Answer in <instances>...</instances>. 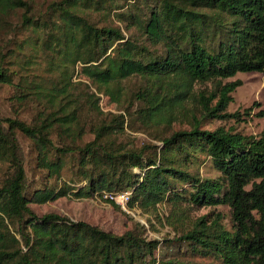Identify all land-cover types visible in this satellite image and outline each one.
<instances>
[{"label": "trees", "instance_id": "obj_1", "mask_svg": "<svg viewBox=\"0 0 264 264\" xmlns=\"http://www.w3.org/2000/svg\"><path fill=\"white\" fill-rule=\"evenodd\" d=\"M94 12L113 23L94 21ZM39 28L43 37L33 46L58 56L51 88L26 74L29 67L12 69L18 52L0 51V86L14 90L21 108L46 105L30 124L0 119V164L8 165L0 182V264H198L158 259L160 242L146 240L140 223L115 235L55 214L38 217L29 207L123 193L127 209L157 218L166 204L227 207L231 230L219 214L202 216L173 227L176 242L204 264H264V131L200 129L202 120L238 117L226 110L241 83L225 80L264 76V0H53L35 12L29 0H0L4 34ZM206 83L209 93L194 91ZM103 97L120 113L104 112ZM187 100L198 117L171 130ZM133 118L163 129L135 146L126 134ZM18 136L33 146L39 188L31 189ZM205 163L216 177L193 171Z\"/></svg>", "mask_w": 264, "mask_h": 264}, {"label": "rangeland", "instance_id": "obj_2", "mask_svg": "<svg viewBox=\"0 0 264 264\" xmlns=\"http://www.w3.org/2000/svg\"><path fill=\"white\" fill-rule=\"evenodd\" d=\"M51 1L53 0H29L34 12L43 11ZM89 15L94 21L100 22L102 25L105 22L113 23L112 19L105 20L102 14L94 12ZM32 31V29H27L16 36H13L10 30L5 34L0 31V51L3 53L7 50L18 52L16 58L12 60V69L15 67L16 69L18 67H29L30 69L27 70L26 74L36 75V79L34 78L36 82L41 81L47 88H51L52 84L49 77L50 74H56L58 72V56L55 54L51 56L49 52L42 51L38 46L39 44L36 47L33 46L36 38L39 39L38 42H41L43 32H41L40 28L35 29V32ZM23 42L27 44H22V49L18 50L19 45ZM72 80L73 82L81 81L76 76ZM134 81V79L130 80L127 85L132 88L135 83ZM233 81H240L241 84L231 94L232 102L228 105L226 112L229 114L238 113V117L228 118L226 120H202L200 129L213 131L222 127L226 130L233 129L235 132L246 135H257L263 132L264 117L260 116V111L264 109V76L259 73L237 74L224 82L228 83ZM212 88L213 85L211 83H206L204 85H197L194 91L201 89L209 93ZM13 94L14 90L10 86H0V119L18 118L24 120L27 124L36 122L38 114L44 112L46 105L41 101H29L24 104V108H21L18 102L12 99ZM184 105L186 111L182 110L178 115L176 114L178 119L171 123V130L189 128V124L192 123L191 116L196 115L198 117L200 109L197 108L198 106L195 102L187 100ZM100 106L104 112H110L112 114L120 113V111L115 110V107L108 102L106 97L101 99ZM132 121L134 130H126V134L127 140H130L135 146L152 142L150 135L161 133L163 129L162 127L157 128L155 126L144 128L139 120L135 121L133 118ZM168 132L169 130H166L164 134ZM18 140L24 153V167L26 176L32 184L31 189L39 188L44 182V179L43 172H39L35 168V151L33 146L30 141L21 136H18ZM7 169L8 165L0 164V182L3 180L6 172H8ZM193 171L198 172L204 178H214L217 176V173L211 168L209 163H205ZM51 182L53 184L57 183V186L60 185L56 178L52 179ZM104 198L96 196L90 199L77 200L73 197L66 196L41 205L30 204L29 207L38 217L46 214H55L74 222H85L115 235H122L130 230L134 223H140L145 227L143 237L146 240L160 242V246L155 251V255L163 261L173 258L178 261H191L198 264L205 263V260L197 256H192L187 252L185 245L176 242L177 234L173 227L179 229L182 226L189 227L199 217L207 216V220L210 221L219 214L222 224L226 229L231 230L230 212L225 206L192 208L187 205H182L179 209H176L169 204L160 205L157 208V218L155 214H143L138 209L129 210L126 206L123 208L117 201H112L113 204H111L104 201ZM167 217L171 219V225L166 222ZM164 241H168L169 243Z\"/></svg>", "mask_w": 264, "mask_h": 264}, {"label": "built area", "instance_id": "obj_3", "mask_svg": "<svg viewBox=\"0 0 264 264\" xmlns=\"http://www.w3.org/2000/svg\"><path fill=\"white\" fill-rule=\"evenodd\" d=\"M105 198L111 200V201H117L119 204L124 208L127 204V201L129 199V194L128 193H123L119 195H106L104 196Z\"/></svg>", "mask_w": 264, "mask_h": 264}]
</instances>
